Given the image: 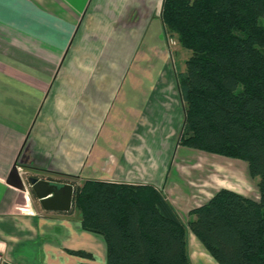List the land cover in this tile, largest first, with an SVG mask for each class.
Instances as JSON below:
<instances>
[{
	"label": "crops",
	"instance_id": "0c3cea01",
	"mask_svg": "<svg viewBox=\"0 0 264 264\" xmlns=\"http://www.w3.org/2000/svg\"><path fill=\"white\" fill-rule=\"evenodd\" d=\"M162 3L16 0L5 5L0 16V253L5 263L106 264L103 242L81 228L75 207L46 212L30 189L6 184L14 165L19 174L25 170L50 183L71 176L80 184L152 186L182 222L220 189L258 200L214 175L215 163L224 161L178 143L184 108L177 74L189 54L180 48L173 59L167 56ZM115 101L119 107L113 109ZM200 180L209 186L196 196L191 184ZM70 251H84L92 259Z\"/></svg>",
	"mask_w": 264,
	"mask_h": 264
},
{
	"label": "trees",
	"instance_id": "16d2710c",
	"mask_svg": "<svg viewBox=\"0 0 264 264\" xmlns=\"http://www.w3.org/2000/svg\"><path fill=\"white\" fill-rule=\"evenodd\" d=\"M161 19L190 53L179 145L245 162L259 198L220 189L184 224L152 186L71 180L72 207L106 264H191L189 234L216 264H264V0H163Z\"/></svg>",
	"mask_w": 264,
	"mask_h": 264
},
{
	"label": "rangeland",
	"instance_id": "374dc122",
	"mask_svg": "<svg viewBox=\"0 0 264 264\" xmlns=\"http://www.w3.org/2000/svg\"><path fill=\"white\" fill-rule=\"evenodd\" d=\"M163 37H164L163 40H164L165 47H166V54L169 58L173 59L174 54L176 52H179L181 47L178 45V42H177L175 36H170L166 32V30H165ZM114 41H116V40H114ZM136 42H137V39H135V44H136ZM117 47H119V44L117 45ZM180 52H182V50ZM186 52L190 55V53L188 51H186ZM183 53H184V51H183ZM179 63L181 64V61H179ZM118 107H119V105H117V101H115V103L113 104V109H116ZM105 126H106V129L109 128L108 124H105ZM179 136H180V132L178 134V137ZM177 141H178V139H177ZM181 152H183V151H181ZM207 155H210V154H207ZM212 156L214 159H216V160L219 159V160H222L226 163V164H221L222 166H220V164L215 163L213 168H214V170L215 169L218 170L217 171L218 174H216V171H215L214 175H216L219 179L223 180L224 182H226L227 180H228V182H231L232 184L230 185L229 188H232L233 190H235L237 192L239 191V192L243 193L244 195H250V196H253L254 198L255 197L257 198V196H258L257 192L258 191H257L256 185H255V181L251 180L252 178L250 179V176L248 173V168H247V165L245 162L240 161V160H235V159H228V158L217 156V155H212ZM199 157H200L199 162H202V164L203 163L205 164L206 163V157L204 155H201ZM207 158H209V156ZM220 158H225V159H220ZM200 167L201 166L198 167V170H201ZM202 168L205 169V167H202ZM20 174H21L22 178L29 176V175L35 176V175L29 174V173L27 174L25 172V170L23 172H22V170H20ZM37 177L45 180L41 176H37ZM54 180L57 181V183H55L57 185L68 184L69 182H71V180H75V183L78 186L82 185L78 182L76 177H71V176L70 177L59 176V178L54 179ZM58 183H60V184H58ZM205 184H206V186H209L206 182L201 181V180L193 182L191 184L193 194H196V196H199L203 192L202 187ZM76 213H78V211H76ZM183 223L186 224L187 223L186 220ZM187 247H188L189 258H190L192 264H216L205 253L204 249L196 242V240L191 237V234H189V236H188ZM76 257H79V256H76Z\"/></svg>",
	"mask_w": 264,
	"mask_h": 264
},
{
	"label": "water",
	"instance_id": "95a60500",
	"mask_svg": "<svg viewBox=\"0 0 264 264\" xmlns=\"http://www.w3.org/2000/svg\"><path fill=\"white\" fill-rule=\"evenodd\" d=\"M6 184L22 192L30 189L46 212L67 213L72 209L74 187L71 184L57 185L31 175L22 178L17 165L13 166Z\"/></svg>",
	"mask_w": 264,
	"mask_h": 264
},
{
	"label": "snow or ice",
	"instance_id": "6c2138e0",
	"mask_svg": "<svg viewBox=\"0 0 264 264\" xmlns=\"http://www.w3.org/2000/svg\"><path fill=\"white\" fill-rule=\"evenodd\" d=\"M15 2H16V0H0V16H2V14H3V10H4L5 5H10V4H13Z\"/></svg>",
	"mask_w": 264,
	"mask_h": 264
},
{
	"label": "built area",
	"instance_id": "2783aa9c",
	"mask_svg": "<svg viewBox=\"0 0 264 264\" xmlns=\"http://www.w3.org/2000/svg\"><path fill=\"white\" fill-rule=\"evenodd\" d=\"M0 264H4V259L1 253H0Z\"/></svg>",
	"mask_w": 264,
	"mask_h": 264
}]
</instances>
